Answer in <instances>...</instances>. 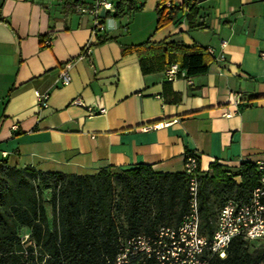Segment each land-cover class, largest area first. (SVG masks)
Returning a JSON list of instances; mask_svg holds the SVG:
<instances>
[{"label": "crops", "instance_id": "crops-1", "mask_svg": "<svg viewBox=\"0 0 264 264\" xmlns=\"http://www.w3.org/2000/svg\"><path fill=\"white\" fill-rule=\"evenodd\" d=\"M63 1L0 0V159L66 174L139 164L183 173L188 151L204 173L215 161L236 169L264 160V0H166L185 7L158 30V0H138L142 7L117 19L113 39L99 44L92 17L65 12ZM191 5L203 27L188 28ZM168 38L213 47L225 60L212 58L202 74H143L130 47ZM36 91L49 94L43 108Z\"/></svg>", "mask_w": 264, "mask_h": 264}, {"label": "trees", "instance_id": "trees-1", "mask_svg": "<svg viewBox=\"0 0 264 264\" xmlns=\"http://www.w3.org/2000/svg\"><path fill=\"white\" fill-rule=\"evenodd\" d=\"M110 1L114 12L105 16L116 19L142 7L138 0ZM165 3L158 0L156 5V30L178 20L185 7ZM78 4L77 0L63 1L65 12ZM197 17L198 9L189 6L185 15L189 29L203 27ZM111 39L100 35L96 43ZM130 49L137 54L143 74L166 70L173 62L188 75L202 74L212 60L206 48L169 38L147 40ZM113 170L105 167L94 174L44 173L31 166L16 168L0 159V264H116L117 248L129 237L153 235L160 226L179 223L188 209L183 173H158L144 164ZM258 178L253 162H241L236 169L218 161L211 163L208 173L199 180L202 231L211 234L223 203L244 199ZM47 189L52 191L50 218L41 197ZM116 197L121 203L115 201ZM20 228L28 231L25 239L18 233ZM252 244L235 237L225 256L214 258L210 264H264V245L250 250Z\"/></svg>", "mask_w": 264, "mask_h": 264}, {"label": "built area", "instance_id": "built-area-1", "mask_svg": "<svg viewBox=\"0 0 264 264\" xmlns=\"http://www.w3.org/2000/svg\"><path fill=\"white\" fill-rule=\"evenodd\" d=\"M77 10L92 17L91 28L96 37L109 35L116 28L117 19L111 15L105 16V13L114 12V4L110 0H93L89 5L79 4ZM101 10L103 16H100ZM224 44L222 42V46ZM90 47L86 45L83 48L81 57L89 54ZM206 51L215 63L225 60L224 53L217 52L213 47H206ZM260 57L264 59V51H260ZM68 66L69 63H66L60 73V82L63 85L70 82ZM178 71V64H171L166 69L168 78L176 76ZM35 98L37 106L43 108L47 105L49 94L36 91ZM74 103L81 104L78 100ZM155 126L158 125L153 127ZM12 128H16V125ZM254 165L259 174L257 184L244 199H228L223 203L217 214L215 228L208 234L200 227L198 204L199 180L208 172L200 170L194 152H186L183 174L188 188L187 211L178 224L160 226L153 235H136L120 243L115 263L138 264L150 259L153 264H210L214 258L225 256L229 243L235 237H241L248 243H264V160L255 161Z\"/></svg>", "mask_w": 264, "mask_h": 264}, {"label": "rangeland", "instance_id": "rangeland-1", "mask_svg": "<svg viewBox=\"0 0 264 264\" xmlns=\"http://www.w3.org/2000/svg\"><path fill=\"white\" fill-rule=\"evenodd\" d=\"M114 171V170H113ZM51 194H52V191L50 190V189H47V190H44L42 193H41V197H42V199H43V201H44V206H45V209H46V211H47V213H48V216H49V218L51 217L50 216V206H49V201H50V199H51ZM117 196V195H116ZM115 201L118 203H121V201H120V199L118 198V197H116L115 198ZM27 229L26 228H20L19 230H18V233H19V235H21L22 237H23V239H25L26 238V236H27ZM261 245H264V243H260V244H258V243H255V244H252V245H250L249 246V248H250V250H253V249H255V248H257L258 246H261Z\"/></svg>", "mask_w": 264, "mask_h": 264}, {"label": "water", "instance_id": "water-1", "mask_svg": "<svg viewBox=\"0 0 264 264\" xmlns=\"http://www.w3.org/2000/svg\"><path fill=\"white\" fill-rule=\"evenodd\" d=\"M100 16H103V10H101V12H100Z\"/></svg>", "mask_w": 264, "mask_h": 264}]
</instances>
